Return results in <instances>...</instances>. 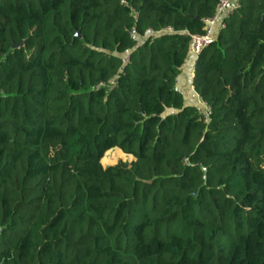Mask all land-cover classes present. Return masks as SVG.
Instances as JSON below:
<instances>
[{
	"label": "trees",
	"instance_id": "16d2710c",
	"mask_svg": "<svg viewBox=\"0 0 264 264\" xmlns=\"http://www.w3.org/2000/svg\"><path fill=\"white\" fill-rule=\"evenodd\" d=\"M219 2L0 0V264H264V0L177 88Z\"/></svg>",
	"mask_w": 264,
	"mask_h": 264
},
{
	"label": "built area",
	"instance_id": "2783aa9c",
	"mask_svg": "<svg viewBox=\"0 0 264 264\" xmlns=\"http://www.w3.org/2000/svg\"><path fill=\"white\" fill-rule=\"evenodd\" d=\"M239 2L240 0H220L216 14L213 17L204 20L203 33L189 34L190 54L192 53L198 56L204 48L208 47L214 40H216L219 30L225 27L224 19L228 17L230 12H232L239 5ZM155 35L156 33L152 30H149L144 35H140L136 29L131 31L132 38L138 40L139 42H143L148 38L154 37ZM194 74L195 70L193 71L191 77V85L193 89ZM197 107L200 111L204 112L205 118L207 119L210 114V109L207 104L200 100V103Z\"/></svg>",
	"mask_w": 264,
	"mask_h": 264
},
{
	"label": "crops",
	"instance_id": "0c3cea01",
	"mask_svg": "<svg viewBox=\"0 0 264 264\" xmlns=\"http://www.w3.org/2000/svg\"><path fill=\"white\" fill-rule=\"evenodd\" d=\"M196 59L197 55L192 53L189 55L187 61L181 68V72L179 73L177 88L183 92L188 104L198 106L201 98L191 85L192 73L196 68Z\"/></svg>",
	"mask_w": 264,
	"mask_h": 264
},
{
	"label": "rangeland",
	"instance_id": "374dc122",
	"mask_svg": "<svg viewBox=\"0 0 264 264\" xmlns=\"http://www.w3.org/2000/svg\"><path fill=\"white\" fill-rule=\"evenodd\" d=\"M131 157L118 148H112L103 157L104 164H117L121 161H130Z\"/></svg>",
	"mask_w": 264,
	"mask_h": 264
},
{
	"label": "water",
	"instance_id": "95a60500",
	"mask_svg": "<svg viewBox=\"0 0 264 264\" xmlns=\"http://www.w3.org/2000/svg\"><path fill=\"white\" fill-rule=\"evenodd\" d=\"M78 36H80V34L78 33Z\"/></svg>",
	"mask_w": 264,
	"mask_h": 264
}]
</instances>
